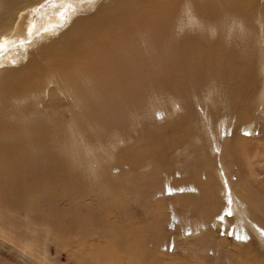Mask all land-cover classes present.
<instances>
[{"label":"bare ground","instance_id":"obj_1","mask_svg":"<svg viewBox=\"0 0 264 264\" xmlns=\"http://www.w3.org/2000/svg\"><path fill=\"white\" fill-rule=\"evenodd\" d=\"M97 1L0 0L1 226L9 219L2 214L8 204V196L30 194L34 187L32 180H50L62 165L64 170H68L72 153H75V146L71 144L74 142L80 148L84 145L86 130L111 127L119 112L131 114L136 107L131 102L138 94L147 95L156 91L165 95L167 89L175 94L176 89L178 97L185 101L187 76L193 67L198 63L201 66L211 53L221 48L216 44L213 50H205V44H209L211 39L217 42L214 36L217 32L228 46L231 41L227 32H243L239 36L240 46L244 52L252 51L245 54L250 57L258 51L264 57V6L262 3L260 6V0L252 7L250 0H114L111 6H102L104 8L93 17L74 18L80 11L93 8ZM252 20L260 25L261 33L257 39L254 35L249 36L251 29H258L257 25H251ZM67 25L70 26L67 32L60 35ZM184 32H198L202 43L185 37ZM48 42L51 43L47 45ZM32 46L36 48L31 51ZM257 74L259 81L251 77V81L261 85L259 88L256 83V89L259 88L257 93L249 85V75L237 80L235 88L232 86L234 90L231 87L237 94L233 104L229 103L232 108H229L226 120L234 127L239 124L240 128H244L243 124L248 119L242 118V123H238L240 119L234 118V114L247 112L252 103L256 105V110L264 112L263 61ZM246 124L249 126V123ZM236 130H233L235 139L231 142L223 138V132L205 130L201 146L216 149L219 153L220 160L216 159L215 163L211 159L215 163L213 171L218 168V193H226V199H232L235 204L230 206L229 211L234 214L238 211L235 218L237 226L233 227L237 244L231 246L228 237L220 238L211 227L197 231L195 237L199 236V232L209 240V237H215L219 244V253H216L225 259L222 263L234 264L231 258H237L235 264H249L250 260L255 264H264V163L260 164L264 159V141H251L245 136L248 133ZM173 132V138L180 137L179 131ZM195 146L193 152L197 151ZM137 152L141 154V151ZM123 159L127 161L125 156ZM207 160L204 156L200 162L206 163ZM234 161L244 167L235 170L241 167L233 164ZM86 169L90 177L99 180L100 177L93 174L89 167ZM192 175L200 189L198 196L209 204L202 207L203 211L211 210L210 207L215 209L219 197L209 191L212 175L205 173L202 167L200 172ZM224 216L215 221L219 220L223 225ZM9 221L12 230L17 231L18 223L15 224L12 219ZM243 224L244 233L241 230ZM248 231L251 235L247 237ZM251 239L257 240L260 247L255 246ZM243 240L248 241L249 248ZM155 248L156 245L152 250ZM146 249L147 252L139 254L140 258L153 254L151 249ZM156 252L160 251L156 249ZM173 263L178 264L179 261L176 263L174 260Z\"/></svg>","mask_w":264,"mask_h":264},{"label":"rangeland","instance_id":"obj_2","mask_svg":"<svg viewBox=\"0 0 264 264\" xmlns=\"http://www.w3.org/2000/svg\"><path fill=\"white\" fill-rule=\"evenodd\" d=\"M113 1L98 0L93 8L80 11L74 18L93 17L104 7L111 6ZM256 1L250 0V7ZM260 3L264 6V0H260ZM68 25L60 35L67 32ZM251 25H257L258 29H251L249 36L254 35L257 39L261 33L260 25L253 20ZM184 33L185 37L202 43L198 32ZM218 33L214 35L217 42L211 39L209 44H205V50H213L216 44L221 45V48L211 53L201 66L198 63L193 67L187 76L188 93L185 101L178 97L176 89L174 92L177 95L168 89L169 93L165 91V95L156 91L147 95L138 94L131 102L136 106L131 114L119 112L111 127L86 130L84 145L80 148L74 142L71 144L75 146V153H72L68 170H64L62 165L50 180H32L34 187L30 194L8 196V204L2 214L18 224L17 231L12 230L9 219L4 226L0 224V264H174V260L176 263L179 261L178 264H226L221 262L225 259L219 257L223 255L217 254L219 244L216 238L211 236L210 240L206 239L200 232L211 227L213 233H217L220 238L228 237L230 245L235 246L237 240L233 235V227L237 226L235 218L238 211L237 215L231 213L229 209L235 206L234 202L226 199V193L220 195L217 191L218 168L213 171V167L216 159L220 160L218 151L203 147L201 143L205 130L212 129L223 132V138L231 142L235 139V128L236 131L248 133L245 136L251 141H264V112L256 110L253 103L247 112L233 115L240 119L238 123L248 119L243 124L244 128H240L239 124L234 127L226 120L232 100L236 97L234 95L237 94L236 91L233 93L236 81L246 75L250 76L248 82L251 77L259 81L257 72L264 57L258 51L249 53L250 57L245 54L252 51L244 52L240 46L239 36L243 32H227L231 41L229 46ZM54 38L59 39L57 36ZM253 80L249 85L257 93L261 85ZM174 130L181 133L180 137H172ZM187 131H191L190 136ZM194 145H197V151L193 152ZM137 151H141L142 155ZM124 156L127 161H123ZM204 156L210 164L200 162ZM181 162L186 163L183 165ZM260 162L263 164L264 159ZM233 164L241 167L235 170L244 167L237 161ZM87 167L100 177L99 180L89 176ZM201 167L213 177L210 193L219 197L218 206L215 209L210 207L208 211H203L202 207L209 204L198 196L200 189L196 186V179H192V174L200 172ZM219 189L223 190L222 187ZM233 198L236 199V196L233 195ZM221 215H225L224 226L219 220L215 221ZM228 224L229 229L226 228ZM242 226L244 233L245 225ZM199 230L197 237L201 239L195 237ZM249 235L251 232L248 231L246 236ZM244 242L248 247V241ZM252 242L260 247L257 240ZM154 245L157 248L152 250ZM146 248L151 249L153 254H147L149 257L142 259L139 254L147 252ZM156 249L160 252H156ZM231 259L235 264L237 258ZM248 262L255 264V261Z\"/></svg>","mask_w":264,"mask_h":264}]
</instances>
